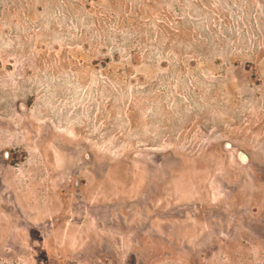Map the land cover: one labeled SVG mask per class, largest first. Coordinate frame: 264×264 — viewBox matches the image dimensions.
<instances>
[{"label": "rangeland", "instance_id": "rangeland-1", "mask_svg": "<svg viewBox=\"0 0 264 264\" xmlns=\"http://www.w3.org/2000/svg\"><path fill=\"white\" fill-rule=\"evenodd\" d=\"M0 264H264V0H0Z\"/></svg>", "mask_w": 264, "mask_h": 264}, {"label": "water", "instance_id": "water-1", "mask_svg": "<svg viewBox=\"0 0 264 264\" xmlns=\"http://www.w3.org/2000/svg\"><path fill=\"white\" fill-rule=\"evenodd\" d=\"M5 157L9 158V152H5ZM78 184V183H77Z\"/></svg>", "mask_w": 264, "mask_h": 264}]
</instances>
